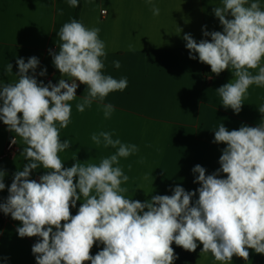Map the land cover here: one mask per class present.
Masks as SVG:
<instances>
[{"label": "clouds", "instance_id": "9594fccd", "mask_svg": "<svg viewBox=\"0 0 264 264\" xmlns=\"http://www.w3.org/2000/svg\"><path fill=\"white\" fill-rule=\"evenodd\" d=\"M68 3L79 6V0ZM152 11L159 15L155 5ZM213 11L222 32L205 30L203 35L211 41L199 43L190 34L183 38L191 59L196 58L191 53L198 54L199 61L216 75L233 72L235 78L216 91L223 106L239 114L249 87H264V10L258 0L250 5L249 0H222V6ZM99 32L72 19L57 33L59 51L50 50V54L61 76L71 77V84L65 79L55 85L38 82L35 56L27 62L17 59L18 80L0 84V120L22 138L23 154L29 161L14 173L0 210L22 223L17 228L21 238H41L31 249L36 264H173L178 259L173 242L190 252L196 251L199 242L201 253H211L221 264H230L233 256L248 260L249 249L264 254V120L256 127L245 125L231 131L219 125L214 142L227 145L219 158L221 167L206 175V169L196 165L194 182L200 187L195 192L176 186L172 195H154L146 202L125 198L122 194L128 190L121 184L129 177L118 166L119 158H127L138 148L113 139L109 132L94 133L91 139L96 145L115 148V154L98 165L77 161L64 167L59 153L71 144L61 142L60 129L70 123L69 102L77 97V81L87 86V95L76 105L79 112L128 85L126 77L116 79L103 73L101 58L106 52ZM113 63L120 68L119 61ZM257 68L255 75L249 71ZM5 71L12 73L10 63ZM103 110L109 118L114 107L104 104ZM258 111L264 114V104ZM12 143L16 144L15 137ZM41 165L47 173L39 182L30 179V173ZM221 172L226 178H218ZM4 176L0 171V190L6 187ZM74 178L78 179L74 182ZM81 199L77 214L71 215L70 208ZM97 242L104 247L92 256L90 250Z\"/></svg>", "mask_w": 264, "mask_h": 264}, {"label": "crops", "instance_id": "0c3cea01", "mask_svg": "<svg viewBox=\"0 0 264 264\" xmlns=\"http://www.w3.org/2000/svg\"><path fill=\"white\" fill-rule=\"evenodd\" d=\"M252 2L256 0H249V5ZM258 2L264 10V0ZM153 5L159 8V15L153 14ZM221 6L222 0H152L151 4L148 0L81 1L78 21L89 29L99 28V38L105 43L103 73L116 79L126 77L128 85L123 91L111 92L103 102L94 100L79 112L76 105L87 95V86L77 81V97L69 102L70 123L60 129L61 142L68 140L71 144L59 153L65 168L77 161L98 165L115 154V148L96 145L91 139L94 133L109 132L113 139L138 148L127 158H119L118 166L129 177L121 184L128 190L122 194L125 198L146 202L154 195H172L176 186L195 192L200 187L194 182L198 173L192 170L196 165L204 167L206 175L220 169L219 158L227 145L214 142L219 125L231 131L245 125L256 127L264 120V114L258 111L264 104V87L251 85L236 114L223 106L216 91L235 78L233 72L227 70L223 78L207 83L205 63L196 53H191L196 57L191 59L186 48L185 34L199 43L202 39L211 41L210 36L203 35L205 30L223 31L213 11ZM76 8L68 0H0V84L18 80L17 59L27 62L35 56L39 60L35 78L45 85L49 81L55 85L59 71L50 50L58 53L61 41L57 33L75 19ZM114 61L120 62V68L114 66ZM8 63L12 73L5 71ZM44 69L46 75L40 76ZM249 71L255 75L258 68ZM29 75H33L31 70ZM60 79L72 83L66 75ZM104 104L114 107L109 118L104 116ZM14 137L16 144L7 153ZM24 147L22 138L0 120V171L5 172L6 186L0 190V204L7 200L14 173L23 170ZM47 171L41 165L29 178L39 182ZM218 178H226V174L221 172ZM196 199L198 193L192 202ZM82 202L78 200L76 207L70 208L71 215L77 214ZM3 214L0 210V220ZM20 226L22 223L8 214L0 235V264H36L31 249L41 238H21L17 232ZM197 244L199 252L193 264H221L211 253H201L203 245ZM103 247L97 242L90 255L95 256ZM230 264H264V254L249 249L248 260L233 256Z\"/></svg>", "mask_w": 264, "mask_h": 264}, {"label": "trees", "instance_id": "16d2710c", "mask_svg": "<svg viewBox=\"0 0 264 264\" xmlns=\"http://www.w3.org/2000/svg\"><path fill=\"white\" fill-rule=\"evenodd\" d=\"M81 1L82 0H79V6L76 8L75 20H77V21L79 19V13H80V9H81ZM226 72H227V70L221 72L219 75H216L215 73H212L210 66L205 64L204 76H205L207 83H211L213 80L223 78L224 75L226 74ZM60 77H61V74L59 73L56 84H58ZM28 162L29 161L26 159L24 165ZM7 216H8V214L7 215L3 214V217L0 220V235H1L2 228H3V225L5 223ZM171 246L173 247L175 254L178 256V259H176L173 262V264H193L197 255H198V252H199L198 248L194 252L186 251L183 248L175 245L174 242Z\"/></svg>", "mask_w": 264, "mask_h": 264}, {"label": "built area", "instance_id": "2783aa9c", "mask_svg": "<svg viewBox=\"0 0 264 264\" xmlns=\"http://www.w3.org/2000/svg\"><path fill=\"white\" fill-rule=\"evenodd\" d=\"M13 149V143H10V145L7 148V153L11 152ZM6 156V155H5Z\"/></svg>", "mask_w": 264, "mask_h": 264}]
</instances>
